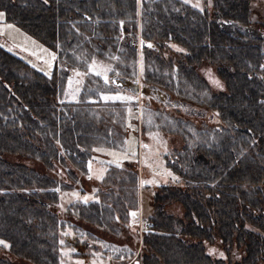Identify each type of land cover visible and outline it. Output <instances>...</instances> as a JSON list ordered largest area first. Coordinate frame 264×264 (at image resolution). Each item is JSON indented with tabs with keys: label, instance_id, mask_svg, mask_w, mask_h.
<instances>
[{
	"label": "trees",
	"instance_id": "obj_1",
	"mask_svg": "<svg viewBox=\"0 0 264 264\" xmlns=\"http://www.w3.org/2000/svg\"><path fill=\"white\" fill-rule=\"evenodd\" d=\"M201 3L0 0L4 20L56 57L46 75L0 44V238L10 254L0 264H93L89 256L131 263L130 243L115 242L102 229L129 237L133 225L138 233L131 215L138 207L137 177L131 165L119 175L107 165L84 201L87 190L70 183L69 167L87 171L98 108L82 97L61 100L58 84L74 67L72 52L115 56L119 26L130 22L134 35L138 10L144 69L153 67L152 80L182 96L185 107L168 122L180 139L167 160L178 179L159 183L148 196L138 264H219L208 252L213 235L224 241L264 233V0ZM161 48L170 53L168 62ZM23 68L30 77L20 74ZM204 71L224 87L211 86ZM203 82L212 94L207 102L196 94ZM65 248L74 258L69 263L61 260Z\"/></svg>",
	"mask_w": 264,
	"mask_h": 264
},
{
	"label": "rangeland",
	"instance_id": "obj_2",
	"mask_svg": "<svg viewBox=\"0 0 264 264\" xmlns=\"http://www.w3.org/2000/svg\"><path fill=\"white\" fill-rule=\"evenodd\" d=\"M183 1L192 6L198 4V8L202 5L201 0ZM255 7L258 9V5ZM0 13L2 12L0 11ZM7 25H12L13 27L8 28ZM0 44L6 47V49L18 54L28 64L32 66L35 65V68L43 71L46 75L50 74L53 70V59L50 55L52 52L13 23L5 21L3 17H0ZM72 53V58L74 60L71 61V64H73L74 67H71L72 70L69 75L63 76V78L59 80V98L66 102H75L79 101L80 97H82V99L87 98L88 94L92 109L97 110L96 108H98L103 111L105 117H108L109 121L112 119L115 123L118 122L119 119L117 117L113 119V113H118L120 118L119 122H121V129H117L116 136L111 135V142H105L104 144H100L101 146L94 148L104 149V151L95 150L97 155L96 160L98 161L96 165L97 168L92 171V175H95L94 177L98 180L97 176H102L107 165H113L116 167H124L125 164L131 165L132 176L137 177L138 200L140 197L142 198V206L138 205L137 207V220L138 222H144V216L149 210V207L146 204L148 196L154 191L159 183L173 179L172 171L167 164V160L171 154V142L169 138H167L166 125L162 124V121H155L149 106L146 107L145 105L140 104L135 106L133 102H126L130 105L127 109L125 107L116 108L117 106L115 105L100 106V103L102 104L105 101L101 98L102 96H116V94L109 91V88L99 81L96 70L92 72L89 71V66L93 65V62L95 61V67L111 69L113 63H120L122 60L121 64L131 62L128 57L125 58L126 61L123 58L122 53L110 56L109 58H104L95 54L89 55L87 51ZM137 59L138 57L136 56L137 71H139V69L142 71L144 69L143 63L139 62ZM18 71L24 77H30L32 74L31 71L24 68L19 69ZM76 72L81 73V75H75ZM69 79L72 80L71 87L69 86ZM77 81H79V83H77ZM84 81L90 82L88 88L90 90L87 94V85H85ZM206 84L207 82L199 83L196 92L198 99L204 102H207L212 98V94H210ZM77 89H79V91H77ZM216 89L220 88L218 87ZM83 93L84 96H82ZM150 133H158L159 135L157 138H153L150 136ZM191 133L195 138L200 137L195 130ZM142 145H148V147L145 148ZM132 151L135 152L134 156L131 155ZM109 152H114L117 155H109ZM125 155H128L131 158L126 159L124 158ZM167 173H171V175H167ZM147 180H155L156 182L141 184V181ZM94 187L96 189V186ZM72 195V192L66 195L67 199ZM92 195L91 191H84L80 196L85 198L93 197ZM71 235L72 233L67 235V238H70ZM67 248L69 250V246ZM61 252V260L63 263H69L74 260V258L68 254L69 252H67L66 248ZM89 258L91 259V262H95V264H108V259L104 257L89 256Z\"/></svg>",
	"mask_w": 264,
	"mask_h": 264
},
{
	"label": "flooded vegetation",
	"instance_id": "obj_3",
	"mask_svg": "<svg viewBox=\"0 0 264 264\" xmlns=\"http://www.w3.org/2000/svg\"><path fill=\"white\" fill-rule=\"evenodd\" d=\"M140 0H137V4H139ZM183 1V0H182ZM139 8V6H138ZM140 14L139 10L137 12L136 17V28L134 35L132 34V26L131 23H128V27L123 28L119 26V30L116 33V42H115V48H114V55L119 53H122L123 58L125 59L128 57V59L131 61L129 63H113L111 66L112 68L109 71L105 72L104 68L95 67L96 72H100V75H97L99 81L109 88V91L112 93L119 95V96H131L133 99L131 100H110V101H104L102 104L100 103V106L102 105H115L116 108L119 107H125L126 109L130 107L128 103H134L136 105H145L146 107H150L151 111L152 109H156L157 113L159 114V118H161L160 121H162V124H165V128L167 130V138H169L171 145L173 146L175 144V141H178L180 143V139L177 133L172 134L169 132V120L174 112H177L176 115H182L184 107V101L183 97H175L172 93H170L167 89H164V85L157 83L153 81L152 76L148 73V71H152L153 67H150L149 69H143L142 71L136 68V56L138 57V61L143 63V68L145 66L143 60H142V53H141V46L143 44V38L141 36L140 32ZM123 28V29H121ZM134 50V56L131 52V49ZM129 49V51L127 50ZM163 50V54L166 57V62L170 59V53H168L167 49L161 48ZM137 54V55H136ZM173 55V54H172ZM122 59V58H121ZM126 60V59H125ZM127 61V60H126ZM157 68V67H156ZM105 75L108 77V83H105ZM204 76L207 78V80L210 82L211 86L222 89L224 86L216 75H213L209 73L208 71H204ZM164 78V77H163ZM161 79V78H160ZM213 81H218L220 86H217L216 83ZM85 85H87L86 88V94L90 90L89 88V81H84ZM84 94V93H83ZM84 102H89V96L87 94V98L83 99ZM97 103V102H96ZM99 106V107H100ZM90 107V106H88ZM87 107V108H88ZM199 111V110H198ZM115 112V110H114ZM108 115V114H107ZM113 119L117 117L120 121L118 113H113ZM98 116V123L96 124L97 135H96V143L93 147V150H91V155L87 157L86 163H87V171L86 172H78L73 166L69 167V171L71 173L70 177V183H77L82 186L83 189H86L87 191H90L94 187V183H98L101 179H96L92 175V171L89 169V162L91 161V168L94 167V164H97V155L95 153V147L101 146L100 144H104L105 142H111V135L116 136L117 129H121V122H114L112 119L111 121L108 120V117H105V114L103 111L98 109L97 111ZM153 116V112H152ZM88 116L86 115V122H88ZM110 122V123H109ZM88 127V125H87ZM176 137V138H175ZM113 138V137H112ZM113 144V143H110ZM112 166V165H111ZM113 173L119 175V169L120 167L114 166ZM105 172H103L102 177L104 176ZM91 177V178H89ZM96 180V181H95ZM156 189V188H155ZM154 189V190H155ZM138 197V192H137ZM149 198V197H148ZM148 198L146 201V204L148 206ZM141 197L138 200L137 205H141ZM264 214V209H263ZM261 221V220H260ZM262 223L264 221H261ZM131 223V222H130ZM138 223V233L136 234L133 229V225L128 229V233L130 234L129 237L126 234H122L121 230H118V232L114 231L113 236L110 235L107 231L102 229V234L104 236H109L115 240V242H122L130 243V246L134 248L133 256L131 257L130 264H135L134 261H137V254L140 250V244H141V228H143L144 224L143 222H137ZM119 225V222H118ZM131 225V224H130ZM248 230V229H247ZM251 231V229H250ZM258 232V231H257ZM135 237H137L138 242L136 245L134 244ZM227 239L222 241L219 237H216L215 235L212 236L211 242L208 244V252L213 258L218 262L219 264H264V233L260 234H244L239 236V234L231 235L230 237H226ZM202 239V238H201ZM250 240H256L253 244H251ZM0 241H3V243H0V257H6L9 256L7 250H8V243L0 238ZM7 245V247L5 246ZM214 250V251H210ZM221 253L223 255H221ZM129 263V261L127 262ZM138 263V261H137ZM136 263V264H137Z\"/></svg>",
	"mask_w": 264,
	"mask_h": 264
},
{
	"label": "snow or ice",
	"instance_id": "obj_4",
	"mask_svg": "<svg viewBox=\"0 0 264 264\" xmlns=\"http://www.w3.org/2000/svg\"><path fill=\"white\" fill-rule=\"evenodd\" d=\"M194 7H199V5L198 4H196V5H193ZM0 17H3V13H0ZM7 27L8 28H12L13 26L12 25H7ZM148 47H151V45L149 44L148 45ZM44 51H47V50H44ZM35 54V53H34ZM51 55V58L53 59V60H55V54L53 53V54H50ZM33 67H35V65H33ZM95 70V61L93 62V65H90L89 66V71L90 72H92V71H94ZM110 69H105V72L106 71H109ZM96 74L97 75H100L101 73L100 72H96ZM75 75H77V76H79V75H81V73H79V72H76L75 73ZM105 83H108V77L105 75ZM214 83H216L217 84V86H220L219 85V82L218 81H213ZM77 83H79V81H77ZM71 84H72V80L71 79H69V86L71 87ZM77 91H79V89H77ZM103 100H105V101H108V100H131V99H133V97H131V96H119V95H116V96H109V95H105V96H102L101 97ZM158 133H150V136H152L153 138H157L158 137ZM143 147H145V148H147L148 147V145H142ZM96 151H104V149H95ZM109 155H113V156H115V155H117L116 153H114V152H109L108 153ZM131 155L132 156H134L135 155V152L134 151H132V153H131ZM124 158H126V159H128V158H131L130 156H128V155H125V157ZM89 169L91 170V161L89 162ZM167 175H171V173H167ZM89 178H91V177H89ZM97 178L98 179H101L102 178V176H97ZM173 178V180H177L178 178L177 177H172ZM156 181L155 180H147V181H141V184L143 185V184H150V183H155ZM75 195V194H74ZM88 197H85L84 198V201L85 202H87L88 201ZM131 215L133 216V217H136V215H137V213H135V212H133V213H131ZM134 223H135V221H133ZM129 226H131V225H129ZM70 233H65V235H69ZM0 243H3V241H0ZM61 243H63V241H61ZM6 247H7V245H5ZM210 251H214V250H210ZM221 255H223L222 253H221ZM77 264H83V262H77ZM93 264H95V262H93Z\"/></svg>",
	"mask_w": 264,
	"mask_h": 264
},
{
	"label": "water",
	"instance_id": "obj_5",
	"mask_svg": "<svg viewBox=\"0 0 264 264\" xmlns=\"http://www.w3.org/2000/svg\"><path fill=\"white\" fill-rule=\"evenodd\" d=\"M134 263L136 264V263H137V261L135 260V261H134Z\"/></svg>",
	"mask_w": 264,
	"mask_h": 264
}]
</instances>
